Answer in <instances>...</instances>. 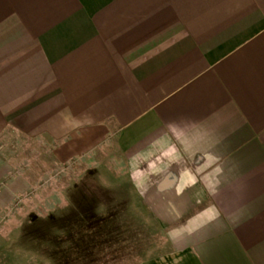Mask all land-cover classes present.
Masks as SVG:
<instances>
[{
  "label": "crops",
  "instance_id": "obj_1",
  "mask_svg": "<svg viewBox=\"0 0 264 264\" xmlns=\"http://www.w3.org/2000/svg\"><path fill=\"white\" fill-rule=\"evenodd\" d=\"M0 142L61 166L113 143L108 188L162 243L132 264H264V0H0Z\"/></svg>",
  "mask_w": 264,
  "mask_h": 264
},
{
  "label": "rangeland",
  "instance_id": "obj_2",
  "mask_svg": "<svg viewBox=\"0 0 264 264\" xmlns=\"http://www.w3.org/2000/svg\"><path fill=\"white\" fill-rule=\"evenodd\" d=\"M25 146L29 151L7 158L2 154L10 150H0V162L13 161L15 175L32 182L30 190L0 207L1 262L132 264L136 256L162 249L159 228L144 208L136 211L132 201L119 200V190L108 188L111 174L103 164L121 165L113 143L62 166L51 156L52 143ZM39 150L46 157H38Z\"/></svg>",
  "mask_w": 264,
  "mask_h": 264
}]
</instances>
